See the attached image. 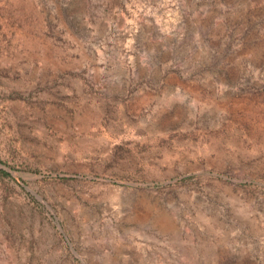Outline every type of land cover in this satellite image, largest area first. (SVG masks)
Instances as JSON below:
<instances>
[{"label":"rangeland","instance_id":"rangeland-1","mask_svg":"<svg viewBox=\"0 0 264 264\" xmlns=\"http://www.w3.org/2000/svg\"><path fill=\"white\" fill-rule=\"evenodd\" d=\"M0 264H264V0H0Z\"/></svg>","mask_w":264,"mask_h":264}]
</instances>
